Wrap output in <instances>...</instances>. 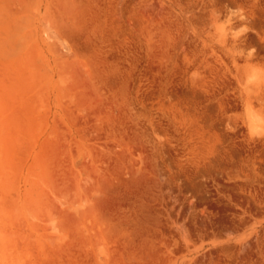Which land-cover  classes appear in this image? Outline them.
Instances as JSON below:
<instances>
[{
	"label": "rangeland",
	"instance_id": "rangeland-1",
	"mask_svg": "<svg viewBox=\"0 0 264 264\" xmlns=\"http://www.w3.org/2000/svg\"><path fill=\"white\" fill-rule=\"evenodd\" d=\"M0 264H264V0H0Z\"/></svg>",
	"mask_w": 264,
	"mask_h": 264
}]
</instances>
